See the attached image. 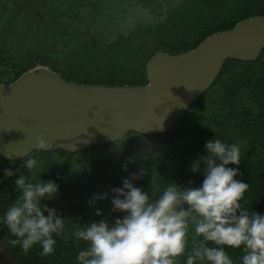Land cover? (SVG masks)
I'll return each instance as SVG.
<instances>
[{
  "label": "flooded vegetation",
  "instance_id": "flooded-vegetation-1",
  "mask_svg": "<svg viewBox=\"0 0 264 264\" xmlns=\"http://www.w3.org/2000/svg\"><path fill=\"white\" fill-rule=\"evenodd\" d=\"M46 1L49 3H46L44 7H40L39 11L33 14L30 26L34 30L28 28L25 33L22 26L9 20L10 1L0 0V85L12 83L24 73L36 67L46 68L62 77L61 72L68 63L73 66V70L67 69L69 73L73 74L76 81L82 80L85 78L84 71L86 70L84 66H80L79 69L74 68V65L78 61L83 62L84 53L91 51L98 66L103 67L104 59L100 58L101 53H109L114 57L113 52L115 49L127 46L132 48L136 58H132L128 51H123L125 58L120 62L121 66L119 68L121 71L118 79L125 81V85L117 86H146L149 83L147 65L157 53H169V49L173 47L182 50L181 53L192 51L211 35L231 30L243 20L256 16L264 17L262 14H254L239 20L227 18L226 14L235 10L237 0H176L174 5L163 4L165 13L157 21L152 20L142 27H136L135 30L117 34L115 39L111 41L101 43L96 37H91L89 34V29L93 30L92 26L95 20L93 17L102 14L105 10L109 11L112 16L119 17L122 11L128 13L136 7L144 9L143 2H147V0ZM259 4H262L260 0H258ZM23 17L22 22L25 25V16L23 15L21 18ZM42 19H47L45 26L47 29L51 31H55L54 28L58 29L57 41L52 46L43 45V43L50 44L46 40L36 42L37 45H35V43H31V40L24 39V42L22 39L23 44L21 47L25 46L23 49L18 51L12 48L9 39L18 38L19 35L24 36V33L27 34L29 31L31 33H34L35 30L41 31ZM16 25L21 28V31H13ZM18 43L14 41V45ZM157 47L160 48L156 49ZM96 67H92V70H97ZM19 69L22 71L15 78L14 76ZM241 71H246L248 75L243 85L255 84L261 76H264V48L258 57L252 61L225 60L213 83L190 104L184 116L167 132L155 136L129 132L114 143L92 146L80 152H66L64 150H35L31 152L28 156H34L39 165V170H33L30 174L33 179L42 181L51 179L58 185L55 198L42 200V203L49 208H55L57 215L70 222L65 223L69 224L65 227L66 231L72 232L80 224H88L93 220L100 219H107L111 222L113 219L124 215L119 211H112L111 198L113 193L110 190L122 186V180L129 177L130 173H137L138 175L137 179L131 180L135 186L140 187L142 191L149 195L156 193V196L152 197L153 199L158 197V191L165 186L162 184V180H166V178L168 182H175L181 187H198L200 182L171 181L175 174H167V177L162 176L158 173L159 167L164 162L170 171L174 167L178 168V159L174 153L182 151V148L188 143L190 135L195 132L194 130L200 128L199 124H205L209 120L210 115L206 120L202 115L209 110H213L216 104L220 102L224 93L223 83L226 87L227 83L229 85L236 83L235 77ZM96 76V81L111 80L107 73L101 71H98ZM72 83L78 84L75 81ZM189 113H191V117L187 120V125H183L184 128H181L180 125L187 119ZM186 126L188 127L187 131L185 130ZM210 126L215 127L212 122ZM131 135L144 139L163 138L165 148H161V150L165 149L166 151L164 153H156L157 150L155 153L140 151L137 152V156H134V158L125 157L118 164H112L105 159L109 150L111 151L114 146L123 143ZM178 140H181L179 145H177ZM111 155H108L107 159ZM25 158L20 160L2 159L18 162L17 169L13 171L14 175L9 177L12 180L13 191L17 197L19 192L14 181L21 174L28 175L27 169L22 166V161ZM117 177H120V181L117 180ZM100 179L111 181L110 187L102 184L101 186ZM101 193H107L108 195L90 206L89 200L93 195ZM97 208L101 210L99 216L95 213ZM44 214L47 215V212Z\"/></svg>",
  "mask_w": 264,
  "mask_h": 264
},
{
  "label": "clouds",
  "instance_id": "clouds-1",
  "mask_svg": "<svg viewBox=\"0 0 264 264\" xmlns=\"http://www.w3.org/2000/svg\"><path fill=\"white\" fill-rule=\"evenodd\" d=\"M36 144L37 150L46 149L43 138ZM203 149L205 154L190 164V171L203 173L198 187L167 182L153 199L156 193L135 186L131 180L138 175L130 173L122 186L112 188V211L124 215L74 228L73 237L85 245L75 256L77 264H180L181 257L183 264H264V214L242 206L249 184L234 179L238 168L227 167L240 163V145L211 138ZM22 166L28 175L15 179L19 195L0 214V226L8 229V243L23 254L38 245L47 256L55 251L54 237L65 231V218L42 203L55 198L58 185L51 179H33L30 174L39 170L34 156L27 155ZM3 173L14 175L10 168ZM107 195L94 194L89 205ZM95 213L99 216L101 210ZM227 249H239L240 255L233 258Z\"/></svg>",
  "mask_w": 264,
  "mask_h": 264
},
{
  "label": "water",
  "instance_id": "water-1",
  "mask_svg": "<svg viewBox=\"0 0 264 264\" xmlns=\"http://www.w3.org/2000/svg\"><path fill=\"white\" fill-rule=\"evenodd\" d=\"M263 48L264 17L256 16L192 51L157 53L147 65L146 86L75 84L36 67L0 85V158H25L37 150V138L46 141L41 151L80 152L129 132H167L213 83L225 60L252 61ZM0 264H16L1 239Z\"/></svg>",
  "mask_w": 264,
  "mask_h": 264
},
{
  "label": "trees",
  "instance_id": "trees-1",
  "mask_svg": "<svg viewBox=\"0 0 264 264\" xmlns=\"http://www.w3.org/2000/svg\"><path fill=\"white\" fill-rule=\"evenodd\" d=\"M262 4L258 5V0H237L235 10L227 13L229 19L239 20L254 14L264 15V0H260ZM124 48V49H123ZM157 47L156 49H159ZM86 47L84 48L85 51ZM128 51L132 58H136L131 47H119L114 50L115 56L109 53H101L100 58L104 59L103 67L98 66L96 58L91 51H87L83 55V62H76L74 68L80 66L86 71L82 80L76 81L72 73L67 69H72L71 63L62 70L61 75L68 82H77L78 84L104 85V86H124L125 81L118 79L120 76L121 61L125 56L123 51ZM170 54H179L183 52L179 49H169ZM96 61V62H95ZM97 64V67H96ZM89 67V68H88ZM96 67L97 70H92ZM88 68V69H87ZM119 69V71H117ZM22 70H18L15 78ZM101 71L107 73L111 80L96 81V73ZM69 73V74H68ZM247 72L241 71L235 77L236 83L222 87L224 93L222 98L213 110H209L203 114L204 120L210 118L205 124H199V129L194 130L188 139V143L182 148V151L174 153L178 159V168L174 167L171 171L167 169L163 162L158 170L162 176L167 174H175L171 181L188 180L191 182H200L203 180V173H193L190 171V164L194 159L204 155L203 145L206 140L218 138L227 143H237L240 145L241 160L238 165L229 164L227 167H236L239 174L234 177L237 180H243L249 184L247 191L244 193L241 204L248 208L249 212H257L264 214V76H261L255 84L243 85L247 78ZM214 123L215 127L210 126ZM166 160V159H165ZM18 167V162H10L0 159V214L7 208L9 203L14 202L18 197L13 191L12 180L5 177L3 169L10 168L13 171ZM203 168V164H201ZM168 179L162 180V184L166 185ZM98 221V220H93ZM65 223H70L65 221ZM69 224H65L67 227ZM62 233L61 236L54 237L56 239L55 251L47 256L40 254L38 245H34L27 255L23 254L19 246H11L8 243L10 238L8 229L0 226V239L6 246L10 258L16 264H77L75 256L77 252L85 247L82 241H77L69 230ZM194 233H189V242ZM233 258L240 255L239 249H227ZM180 264H183V257L180 258Z\"/></svg>",
  "mask_w": 264,
  "mask_h": 264
},
{
  "label": "rangeland",
  "instance_id": "rangeland-1",
  "mask_svg": "<svg viewBox=\"0 0 264 264\" xmlns=\"http://www.w3.org/2000/svg\"><path fill=\"white\" fill-rule=\"evenodd\" d=\"M9 1V20H11V22H13L14 24L18 23V25L22 26L25 29V33L27 32L28 28L30 30H34L30 26L33 20V14L37 13L40 7H44L46 3H49L46 0H35L30 2L29 0ZM175 1L176 0H147V2H143L145 5L144 9L140 7H136L135 9L130 8L131 10L128 13L122 11L121 16L119 17L112 16L109 11L105 10L102 14H98L97 16L93 17V19H95L92 26L93 30H91L90 28L89 34L91 37H96V39L101 43L111 41L115 39L116 35L119 33H127L130 30H135L136 27H142L152 20L157 21V19H160L162 14L165 13L163 4L174 5ZM23 15L25 16V25L22 22V19H24V17L21 18ZM46 24L47 19H42L41 31L35 30L34 33H31L29 31L27 34L24 33V36L19 35L18 38H11L9 39V44L12 46V48L18 51L25 47H21V45L23 44V41H21L22 39L31 40V43H35V45H37L36 42L39 43L46 40L50 42V44L43 43V45L52 46L57 41L58 29L54 28L55 31H51L45 27ZM13 31H21V28L16 25ZM14 41L19 43L14 45ZM187 116V119L184 120V122L180 125L181 128H184L182 127L183 125H187V120L191 117V113H189V115ZM185 130H188L187 126L185 127ZM179 144H181V140L177 141V145ZM161 148H165L163 138L144 139L142 137L131 135L130 137H127V139L123 143L114 146L111 151L109 150L110 152L108 151L105 159L109 160L112 164H118L125 157L134 158V156H137V152L140 151L155 153L157 150L156 153H164L166 150H161ZM108 155H111L109 159H107ZM117 180L120 181V177H117ZM110 183L111 181L101 180L100 185L102 184L103 186L110 187Z\"/></svg>",
  "mask_w": 264,
  "mask_h": 264
}]
</instances>
